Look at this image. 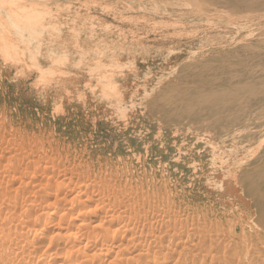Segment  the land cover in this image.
Wrapping results in <instances>:
<instances>
[{"label": "bare ground", "instance_id": "obj_1", "mask_svg": "<svg viewBox=\"0 0 264 264\" xmlns=\"http://www.w3.org/2000/svg\"><path fill=\"white\" fill-rule=\"evenodd\" d=\"M206 1L235 11L264 6ZM15 2L0 5L12 10ZM15 15L0 16L8 55L18 41L21 53L30 51L27 39L36 41L51 23L28 9ZM257 28L222 47L189 43L175 72L143 87L136 76L118 83L100 75L91 95L98 101L83 105L75 131L58 123L7 139L11 146L0 153L16 167L0 182V264H264V28ZM127 48L123 56L146 64L166 58ZM45 49L50 62L55 53ZM103 54L87 66H107ZM33 57L40 69L42 59ZM59 57L40 75H66ZM109 89L111 98L98 97ZM104 131L117 137L99 152L82 139Z\"/></svg>", "mask_w": 264, "mask_h": 264}, {"label": "rangeland", "instance_id": "obj_2", "mask_svg": "<svg viewBox=\"0 0 264 264\" xmlns=\"http://www.w3.org/2000/svg\"><path fill=\"white\" fill-rule=\"evenodd\" d=\"M14 1H16V5H12V10H8L6 5H0L1 17L4 18L10 14H16L15 16L17 14L24 15L28 9L31 12L43 13L42 22L51 23L44 27L45 30L40 35H35L38 36L36 41H31L35 37L27 39V45L30 42L29 47L31 50H26V53H21V47L23 46L18 43L19 41L16 44L18 46L17 48L20 47V49L18 50L16 48L17 53L16 50L13 51L18 56L12 53V51L9 52L11 54L9 56L10 54L8 55V52H4L3 46L0 44V152L2 149L11 146L9 142L7 144L4 143L8 141L7 139H11L17 131H19L18 135H23V131L26 128L31 130V132L38 131L40 134H43L45 133L46 126H56L59 123L57 127H67V129L75 131V124H77L76 117L82 116L83 114L86 115L84 112L86 108L83 105H86L91 99L93 100L91 97L92 93L99 90V81L97 78H101L100 75L103 77H114L118 83H121L126 78L136 76V80H139V87H143L146 84H153L158 79H162V77L175 72L178 64L184 61L186 55L185 50L189 43L193 44L194 48L198 47L202 50L222 47L224 46L223 44H230L233 42V38L240 37L249 29L255 32L258 30V25L264 28V6L260 7L259 10L258 8H251L248 9L249 11L236 10V12L235 9L231 10L232 8L229 6H218L216 8L217 5L211 4V2L206 0ZM27 6H32V10ZM24 20L20 19L19 21L25 22L26 20ZM54 23L58 26H55ZM52 24H54V29ZM50 29H53V31H50ZM3 30L6 29L1 27L0 33H5ZM45 31L46 33H44ZM155 32L158 33L155 34ZM125 36L128 38L122 42V38ZM6 39L14 40L15 38L12 36ZM38 40H40L38 44L39 49L38 45H36ZM32 42L39 51H36V48L33 49L35 45H33V48L31 47ZM46 44L50 46L52 53H55L53 55L49 52L50 58L54 59L63 53L64 55L66 54L65 57L67 56V58L62 55L67 61L65 67L66 75L60 73L57 76H46L47 78L40 75V71L48 72L50 70L52 64L48 65V63L53 60L51 59L50 62L47 61V55L45 54ZM165 45L166 47L164 48ZM127 47L131 49L148 48L154 53L166 54L164 55L166 58L160 59L154 64H146L143 63L146 59L137 61L133 58L123 56V49L127 50ZM34 51H36V54ZM100 51L104 52L103 59L107 62L105 63L107 66H104L106 70L102 67L103 65L100 69L94 66H87V60L98 56ZM27 54H33L36 58L40 57L43 61L41 63L42 67L37 69L35 66H31L34 57L33 55ZM57 54L58 56L56 57ZM22 56L25 57L24 60L21 59ZM107 56H115V58L109 61ZM62 57L60 56L59 58L63 59ZM78 60H80L79 65L76 63ZM73 63H76V66H78H74L75 64L73 65ZM97 70H105L104 72L106 73L104 75L103 73L97 72ZM37 75L41 77L38 76L37 78ZM72 76L78 77L79 82H72L70 79ZM90 76L96 77L91 78ZM39 78H46L48 81L43 82L41 81L42 79L38 80ZM118 83L117 85H119ZM55 87L57 88L56 91L52 90ZM116 87H113V89ZM109 90L104 94L98 93V97L103 96L102 98L104 99L111 98L113 96V90ZM93 101L98 100L94 99ZM31 119L33 120L31 121ZM101 127L105 128L104 125H101ZM105 132H108L109 135H105ZM116 137L117 134L104 131L95 136L85 135L82 139L89 143V145L87 144L88 147L91 149H99L97 151L99 152L100 147H105L106 143L114 142ZM96 145L99 146L96 147ZM1 154L0 169H2L0 171V182L8 171L16 167L15 162L11 163V160H9L10 164L6 158L4 160L6 155L1 156ZM5 162L9 163V168ZM38 179L39 177L35 175L33 182H38ZM11 184L15 187L18 183L16 181Z\"/></svg>", "mask_w": 264, "mask_h": 264}]
</instances>
